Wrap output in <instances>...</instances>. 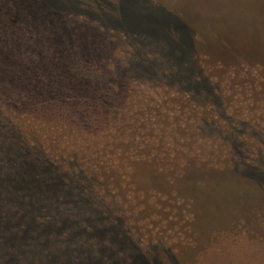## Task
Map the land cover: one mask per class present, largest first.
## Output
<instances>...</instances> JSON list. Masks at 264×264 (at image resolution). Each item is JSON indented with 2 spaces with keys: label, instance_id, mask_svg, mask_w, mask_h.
<instances>
[{
  "label": "rangeland",
  "instance_id": "obj_1",
  "mask_svg": "<svg viewBox=\"0 0 264 264\" xmlns=\"http://www.w3.org/2000/svg\"><path fill=\"white\" fill-rule=\"evenodd\" d=\"M263 106L264 0H0V264H264Z\"/></svg>",
  "mask_w": 264,
  "mask_h": 264
},
{
  "label": "trees",
  "instance_id": "obj_2",
  "mask_svg": "<svg viewBox=\"0 0 264 264\" xmlns=\"http://www.w3.org/2000/svg\"><path fill=\"white\" fill-rule=\"evenodd\" d=\"M26 163L28 164V166L30 165V167L28 169L33 173V178L34 179H37L41 175L46 174V173H36L35 167H40L41 166L43 168H46V167L47 168H52V166H50L49 163H47V162H39L36 159L34 160V162L32 163V165L29 164L28 162H26ZM53 174H55V173H53ZM25 175H26L25 178H24L25 180H31V175L29 174V172H26ZM31 181H33V180H31Z\"/></svg>",
  "mask_w": 264,
  "mask_h": 264
},
{
  "label": "flooded vegetation",
  "instance_id": "obj_3",
  "mask_svg": "<svg viewBox=\"0 0 264 264\" xmlns=\"http://www.w3.org/2000/svg\"><path fill=\"white\" fill-rule=\"evenodd\" d=\"M27 69H31V68L29 66L26 67V65H25V67L21 71H19V70H17V71L13 70L9 74L6 71L5 72L6 79H8V80L15 79L16 80V83L23 84L22 77H24V75L26 74ZM263 109H264V106H263Z\"/></svg>",
  "mask_w": 264,
  "mask_h": 264
}]
</instances>
